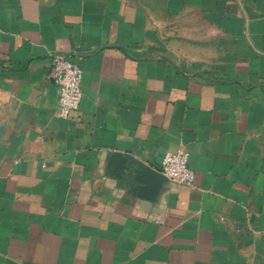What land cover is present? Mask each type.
<instances>
[{"label": "crops", "instance_id": "0c3cea01", "mask_svg": "<svg viewBox=\"0 0 264 264\" xmlns=\"http://www.w3.org/2000/svg\"><path fill=\"white\" fill-rule=\"evenodd\" d=\"M179 146L152 197L112 160ZM0 264H264V0H0Z\"/></svg>", "mask_w": 264, "mask_h": 264}, {"label": "built area", "instance_id": "2783aa9c", "mask_svg": "<svg viewBox=\"0 0 264 264\" xmlns=\"http://www.w3.org/2000/svg\"><path fill=\"white\" fill-rule=\"evenodd\" d=\"M50 79L58 90L57 115L66 119L78 111L82 99V69L64 54L54 53L50 60ZM159 171L170 181L191 186L194 172L189 152L182 146L164 152Z\"/></svg>", "mask_w": 264, "mask_h": 264}, {"label": "water", "instance_id": "95a60500", "mask_svg": "<svg viewBox=\"0 0 264 264\" xmlns=\"http://www.w3.org/2000/svg\"><path fill=\"white\" fill-rule=\"evenodd\" d=\"M112 160L116 163V169L120 173H128L144 186L140 195L152 197L156 194L161 182L168 180L159 170H156L130 154L115 152Z\"/></svg>", "mask_w": 264, "mask_h": 264}]
</instances>
